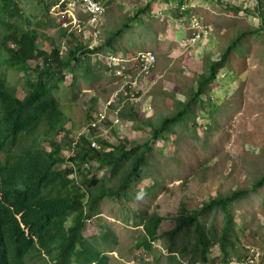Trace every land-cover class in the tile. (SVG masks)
Here are the masks:
<instances>
[{"label": "rangeland", "instance_id": "obj_1", "mask_svg": "<svg viewBox=\"0 0 264 264\" xmlns=\"http://www.w3.org/2000/svg\"><path fill=\"white\" fill-rule=\"evenodd\" d=\"M15 1L19 11L29 17L28 20L17 19V27L35 31L40 49L51 51L59 48L67 56L76 45H79L81 50L89 45L94 51L100 44L107 43L108 37L130 22L131 14H135L147 0H101L106 12L98 31L86 24L87 17L81 13L75 14V17L72 13L57 14L52 9L48 11L44 8H49V2L41 4L39 0ZM217 1L218 6L222 0ZM227 1L231 0H223V3H228ZM259 3L261 0H232L231 3L222 4L221 12L216 16L202 15V11L193 13L203 17L205 24L214 31L212 35H208L209 38L202 36L188 45L193 46L189 51L193 57L204 58L201 65L186 63L188 72H191L184 76L186 88H191L196 80L208 73L210 64L220 58V54L237 34L245 31L253 33L248 32L232 52L226 68L219 72L220 81L216 80L208 87L206 93L213 91L215 94H203L199 103H195L192 110L184 114V121L177 124V136H173V139L165 133L163 140L153 142L149 158L151 172L146 167L142 185L152 186L154 180H158L159 187L155 189L154 194L145 196L135 186L131 198L107 197L100 202L101 213L87 222L84 237L97 250L105 252L108 257L107 264L201 262L200 256L196 255L197 249L201 247V244L197 243L199 238L196 236L199 235L195 234L193 229L185 228L176 234L173 240L169 239L178 251L176 262L172 260L173 256H170L168 247L172 244L164 238V233L175 229L177 219L185 213L183 207L185 211L191 212L218 191L227 192L237 187H250L254 176L258 175L261 169L264 170V19L260 15L262 10H259ZM209 8L218 9L211 3ZM152 10L153 7L150 11L140 14L142 16L134 21V26L126 27L124 32L115 38L116 42L127 47L135 44L140 49L145 45L154 44L158 32L174 24H169V19H160L156 13L155 18ZM9 31L3 28L1 33L7 34ZM186 42L184 38L181 46L187 47ZM7 48L8 46L2 47L0 50V75L7 76L12 87H25L27 85L24 71L18 72L7 65L6 59L10 58V55L6 54ZM105 49L107 47L103 46L97 52H82L81 59L85 57L89 60L86 64L77 62V85L74 84V72L66 71L67 68L62 71L65 73V79L57 83L54 94L60 100L64 111V122L61 124L64 132L57 135L56 130L42 123L36 137L23 139V135L20 138L22 143L16 151L42 147L50 151L54 144H60L64 156L73 155L75 144L82 134L87 133L88 123L93 121L88 119V113L92 118L97 117L99 112L105 109L106 102L114 96L112 91L118 87L115 85L118 80L114 81V78L107 74L108 67L103 63L105 59L99 58L97 61L95 58L105 55ZM122 53L129 56L125 51ZM196 53L204 54L196 56ZM155 55L158 58L157 53ZM42 59L33 58L29 63L42 64ZM74 61L76 62L75 59ZM201 70L203 74L197 73ZM29 71L27 75L31 77L36 73V70ZM166 71L169 72L170 68H166ZM172 75L177 76L175 73ZM56 80L55 77L51 78L53 83L57 82ZM136 87L146 93L142 94V101L132 99L130 102L142 117L154 124H158L165 114L173 115L182 109L190 97H193V93L156 94V89L152 91L153 94H148L151 84L146 88L142 82ZM15 89L16 94L23 92L20 87ZM121 103H117L118 107ZM124 107L130 108L128 101ZM113 110L114 107L110 110L108 118H113V121L119 118V121L115 126L106 125V119L100 122L101 129H98L97 139H106L113 145H120L126 139L144 143L152 138L150 124L126 119L121 112L117 114L112 112ZM5 158L6 154L1 153V167H4ZM90 173L97 180L106 175L96 169H91ZM119 181L120 177L112 179L110 184ZM235 211L238 224L234 226L230 242L225 245L227 257L240 261L252 249L259 250L263 255L264 186L241 199ZM154 213L164 218L158 230L161 237L154 242L151 251L139 249L137 245L145 235L144 221ZM202 221L210 238L220 237L224 224L221 212L211 213ZM72 225V220H68L67 228ZM181 250L184 251L183 255ZM222 250L220 244L216 243L211 248L212 257L221 255ZM46 263L45 259L35 254L30 256L27 262Z\"/></svg>", "mask_w": 264, "mask_h": 264}, {"label": "trees", "instance_id": "obj_2", "mask_svg": "<svg viewBox=\"0 0 264 264\" xmlns=\"http://www.w3.org/2000/svg\"><path fill=\"white\" fill-rule=\"evenodd\" d=\"M157 1L159 0H147V4L140 7L135 15L130 16V22L108 37V44H100L94 51L89 45L82 50L76 45L75 51L70 50L66 56L59 48L51 51L40 49L35 31L19 29L15 24L17 19L29 18L19 11L16 1L0 0V50L8 46L6 54L10 55V58L6 59L7 65L18 72L24 71L27 85L12 87L7 76L0 75V154H6L4 167L0 166V264H27L28 258L34 254L45 259L46 264H107L108 257L105 252L97 250L84 237L87 222L101 213L100 202L107 197L131 198L135 186L145 196L154 194L155 189L159 187L158 180H154L152 186L142 185L146 167L151 172L149 158L153 142L163 140L165 133L173 139V136H177V124L184 121V114L191 111L195 103H199L203 93L218 78L219 72L226 68L232 52L242 38L248 32L253 33L245 31L237 34L220 54V58L210 64L208 73L199 81L197 94H193L185 106L173 115L165 114L158 124L142 117L128 101L130 108L124 107L120 111L123 117L152 126V138L144 143L126 139L120 145H113L106 139H97L98 129L91 126L92 134L81 135L71 157L63 155L60 144H54L50 151L43 147L16 151L22 143L20 138L23 135V139L36 137L42 123L56 130L57 135L64 132L61 125L64 122V111L60 100L54 94L57 83L65 79V73L62 71L67 68L66 71L74 72V84L77 85V62L86 64L89 60L85 57L81 59L82 52H97L106 46L105 54L120 53L115 38H118L126 27L132 26L131 24L142 16L140 14L150 11ZM44 2L50 4L49 8L44 7L48 11L52 9L57 14L69 13L68 1L39 0L41 4ZM178 9L180 12V8ZM263 9L264 0H261L259 10H262L260 15L264 19ZM79 13L80 10L75 9V14ZM205 22L203 20V23ZM3 28L9 29V33H1ZM98 28L95 30L98 31ZM33 58H43V63H29ZM29 70H36V73L31 77L27 75ZM53 77L57 82L51 81ZM16 87L22 88L24 93L16 94ZM113 107L116 109L118 105ZM87 117L96 120V116L92 118L89 113ZM105 119L106 125L115 126L113 120L108 117ZM92 141L97 142L98 146L93 147ZM91 169L103 171L106 175L97 180L90 173ZM259 172L254 176L250 187H237L227 192L218 191L191 212L185 211L183 207L185 213L177 219L175 229L164 233V238L173 240L174 236L185 228L193 229L195 234L199 235H195L199 238L197 243L201 244L196 255L200 256L204 264L214 263L210 254L216 243L223 249L221 260L228 261L224 248L234 234V226L238 224L236 207L250 192L264 186V170ZM119 177L120 183L110 184L112 179ZM219 212L223 214L224 219L220 237L210 238L205 232L202 219H207L211 213ZM68 220L73 222L69 228ZM163 221L161 215H149L144 221L145 235L137 245L139 249H153L154 242L161 237L158 230ZM170 243L172 245L168 249L170 254H173L172 260L176 262L178 251L173 247V242ZM181 254H184L183 250ZM248 257L249 251L240 261Z\"/></svg>", "mask_w": 264, "mask_h": 264}, {"label": "crops", "instance_id": "obj_3", "mask_svg": "<svg viewBox=\"0 0 264 264\" xmlns=\"http://www.w3.org/2000/svg\"><path fill=\"white\" fill-rule=\"evenodd\" d=\"M178 1L159 0L153 6V10H152L153 15H155V13L160 11L158 15L160 19L163 18L169 19L170 22L168 23L174 24L172 27H167L165 30L162 31L160 30L158 32V38L154 42V44L150 42L152 45L148 44L143 46L142 49H140V47H137L135 44L133 45L130 44L129 47H127V45L123 46L122 44L117 43L118 44L117 47H120L119 52L122 53L123 51H125L126 54L129 53V56L132 55L134 56L137 55L138 53H142L145 51H151L154 54L157 53L158 58L154 70L148 76L144 77L142 80V84H144L146 88L149 84H151V89L147 92L148 94H153L152 91L155 89L156 90L154 92L156 94H190V93L197 94V91H199V81L203 78L202 76L200 80H196L191 88L185 87L184 76L191 73L188 72V67H187L188 65L186 63L190 62L192 64L201 65L203 61L202 59L204 57H202V59L193 57L191 55V52H189L190 50H192L191 48H193V46H187V47L181 46V41L184 40V38L186 40L187 37L191 36L193 31L188 29L189 20L187 14L185 13V16H183L181 12L178 11L179 10L178 8L171 5L179 4V3L180 5L186 4L188 5V7H190V11L192 13L202 11V15L216 16L221 12V8H220L222 7L221 5L222 4L226 5L228 3H231L232 0L229 2L227 1L228 3H223V0L219 1V5H218L219 7L217 6V2H218L217 0H178ZM147 3L148 2L146 1L145 4ZM210 3L213 4L218 9L215 10L209 8ZM138 11L139 8L137 9V12ZM206 12L207 14H205ZM135 14H131V15H135ZM154 17L157 18L156 15ZM213 18H218V17H213ZM131 25L134 26V22ZM213 31L214 29L212 30L210 35H212ZM145 43H149V41H145ZM202 54L204 53H196V56H200ZM133 66H130L131 73L129 74L136 75V73L134 74V72H136V68H134ZM174 66L176 67V69H174ZM166 68H170V71L167 72ZM173 73L177 74V76L174 77V75H172ZM197 73L203 74L204 72L203 70H201L200 72ZM206 74H204V76ZM177 77L179 80L177 79ZM216 80L220 81L219 75ZM194 84H196V86H194ZM115 85L117 86V84ZM136 90L137 89H132V91H136ZM145 93L146 92H144V90L142 91L141 89H139V94H145ZM203 94H215V93L212 91L211 93L205 92Z\"/></svg>", "mask_w": 264, "mask_h": 264}, {"label": "built area", "instance_id": "obj_4", "mask_svg": "<svg viewBox=\"0 0 264 264\" xmlns=\"http://www.w3.org/2000/svg\"><path fill=\"white\" fill-rule=\"evenodd\" d=\"M68 1V11L69 13L74 14L75 17V9H79L80 13L88 18L86 24H89L97 29L101 19L105 14V8L103 2L101 0H64ZM176 8H180V12L183 16L185 13L187 14L189 24L188 29L193 31V35L186 38L187 46L191 44V41H195L196 38L199 40L202 36H208L212 32V28L205 23H203V19L199 16L194 15L190 11V7L188 5H180V4H172ZM189 11V12H187ZM160 12V11H159ZM159 12L156 15H159ZM68 13V15H69ZM79 13V14H80ZM205 33V34H204ZM185 43V44H186ZM100 58H104L103 60L108 67H110L111 72L116 75L118 80L117 88L114 91V96L108 100L105 104V109L96 117V120H93L87 126L86 134L91 133V126L96 129L100 128V122H103L105 117L111 114L110 110L112 107L117 104L119 101L122 102L119 107H117L115 111L117 114L120 113L124 104L127 101L132 99H141L143 97L142 94H139V88L136 87L142 82L143 78L148 76L155 68V64L157 61L156 55L151 51H145L142 53H138L137 55L126 56L123 53H107L106 55L100 56ZM136 63V75L129 74L130 66H133ZM133 64V65H132ZM132 89H137L136 91H132ZM142 101V99H141ZM118 105V104H117ZM113 120V118L110 117ZM114 120V123L118 122ZM94 138L92 137V140ZM92 146L97 147V142L92 141ZM262 259V253L258 250H252L250 256L245 260L244 264H260Z\"/></svg>", "mask_w": 264, "mask_h": 264}, {"label": "clouds", "instance_id": "obj_5", "mask_svg": "<svg viewBox=\"0 0 264 264\" xmlns=\"http://www.w3.org/2000/svg\"><path fill=\"white\" fill-rule=\"evenodd\" d=\"M99 53V52H98ZM98 53H96V54H98ZM106 55V54H105ZM94 56V55H93ZM95 58H96V60L97 61H99V58H100V56H95ZM103 63L107 66V64L103 61ZM108 67V66H107ZM107 71V74L108 75H111L113 78H114V81H116V75L113 73V72H111V69H110V67H108V69L106 70ZM115 91V90H114ZM113 91V92H114ZM89 124V123H88ZM252 250H257V249H252ZM251 250V251H252ZM251 251H249V256H250V254H251ZM259 251V250H258ZM170 256H173V254H170ZM210 257H211V259L214 261V263H210V264H244V262H245V260L244 261H238V260H228V261H226V262H223L221 259H222V254L220 255V254H217V255H214L213 257H212V254H210ZM263 257H264V254L262 255V259H263ZM262 259H261V263L260 264H262ZM135 262V261H134ZM94 264H96V263H94ZM98 264V263H97ZM135 264V263H134ZM138 264H141L140 262L138 263ZM185 264H190V263H188V262H186ZM192 264H204L202 261L201 262H196V263H192Z\"/></svg>", "mask_w": 264, "mask_h": 264}]
</instances>
